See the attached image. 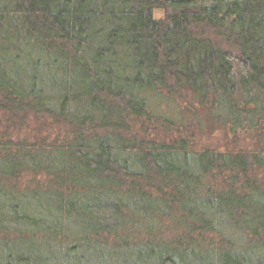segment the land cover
<instances>
[{
  "label": "trees",
  "instance_id": "1",
  "mask_svg": "<svg viewBox=\"0 0 264 264\" xmlns=\"http://www.w3.org/2000/svg\"><path fill=\"white\" fill-rule=\"evenodd\" d=\"M203 122L263 135L264 0H0V264H264V148L148 137Z\"/></svg>",
  "mask_w": 264,
  "mask_h": 264
},
{
  "label": "rangeland",
  "instance_id": "2",
  "mask_svg": "<svg viewBox=\"0 0 264 264\" xmlns=\"http://www.w3.org/2000/svg\"><path fill=\"white\" fill-rule=\"evenodd\" d=\"M177 106L181 109L185 108L187 106V102L184 100L179 101L177 102ZM185 116H187L186 113ZM50 122V120H47L46 124L42 127V132L38 134V129L33 123L31 116H28L25 119L24 126L13 134V138L16 140L25 139L27 142H31L33 141V138L39 137L44 138L46 139V142H49L50 139L55 137V135L63 134L65 131V128L62 125H51L49 124ZM137 127L138 125H136L134 129L137 130ZM147 130L149 129L147 128ZM167 132L168 133H165L160 129H158L155 133L150 131L148 137L153 139L157 138V140L161 139L164 140V142L183 138L189 143V147L196 151L213 149L224 152H251L257 150L258 148H264V127L262 128V136H259L250 130L240 129L234 132V130H229L225 127H219L214 124H208L206 122H203L200 127L194 123L186 125L185 128L172 127L169 128ZM136 134L139 135V133ZM41 183H44L42 175L32 176L29 174H23L18 179L17 185L20 187H30L34 184L42 185ZM164 235L169 237V229L165 230Z\"/></svg>",
  "mask_w": 264,
  "mask_h": 264
}]
</instances>
